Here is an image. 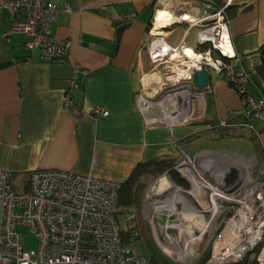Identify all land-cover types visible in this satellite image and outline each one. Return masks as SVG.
<instances>
[{"label": "crops", "instance_id": "1", "mask_svg": "<svg viewBox=\"0 0 264 264\" xmlns=\"http://www.w3.org/2000/svg\"><path fill=\"white\" fill-rule=\"evenodd\" d=\"M8 1L0 0V169L12 172L15 180L26 181L34 170H63L122 183L137 163L154 160L156 164L139 173L138 206L147 198L152 204L164 201L154 196L167 191L162 184L159 190L157 181L164 176L172 187L182 189L186 206L192 208L196 203L187 193L190 182L174 170L180 159L203 170L210 161L220 173L232 168L238 172L237 162L242 161L256 172L264 167V121L254 123L256 132L242 126L217 127L229 118L240 122L241 106L224 77L210 68L208 87L190 94L187 121L172 127L165 123L181 101L164 95L165 71L149 58L151 24L158 10L180 19L185 15L180 12L189 11L192 2L208 6L209 0H58L60 7L69 9L51 25L55 39L65 45L64 62L25 48L19 35L3 36L11 23ZM211 1L231 6L229 35L236 55L231 61L246 74L248 93L264 98V79L256 71L261 62L258 48L264 43V0ZM174 25L184 31L171 44ZM199 29L177 20L160 34L172 47L181 43L197 49ZM71 80L77 87L70 86ZM67 91L73 104H64ZM96 107L108 115L94 116L91 111ZM205 151L213 155L196 157ZM205 174L209 176V171ZM135 208L121 203L120 212L130 224H137ZM154 213V223L141 224L140 229L163 235L170 211L163 207ZM183 218V225L191 229L202 221L191 211Z\"/></svg>", "mask_w": 264, "mask_h": 264}, {"label": "built area", "instance_id": "2", "mask_svg": "<svg viewBox=\"0 0 264 264\" xmlns=\"http://www.w3.org/2000/svg\"><path fill=\"white\" fill-rule=\"evenodd\" d=\"M208 5L215 9L212 15L187 21L189 25L200 27L196 33L199 48H191L193 59L182 50L183 44L172 47L160 33L153 34L151 24L149 58L165 71L168 86L164 88V95L181 101L179 107L173 109V118L165 123L172 127L187 121L190 94L199 91L192 87L191 76L194 71L210 68L224 77L238 95L241 106L240 122L234 123L229 118L219 125L242 126L256 132L254 123L264 121V98L256 99L248 93L246 74L231 61L236 55L229 35L227 5H217L211 0ZM5 6L11 15L10 26L3 34L5 38L19 35L24 38L25 48L38 49L42 57L67 60L65 45L55 39L51 30L60 13L69 10L67 7H60L58 0H9ZM204 19L212 22L203 24ZM174 52L180 53L175 59L172 58ZM70 86L75 88L77 83L71 80ZM73 103L67 91L64 104ZM91 112L96 117L108 115L101 107ZM212 155L205 151L196 157ZM185 163L180 159L174 170L190 182L187 193L191 194L194 184L199 185L201 196L191 194L196 205L186 206L182 189L175 185L172 190L154 195L165 198L166 202L155 200L154 212L163 207L170 211V218L163 226L162 236L168 243L165 253L183 264L187 252L205 251L209 246L204 264L236 263L248 255L256 264H264V167L256 172L247 161L237 162L241 165L239 180L227 191L223 188L226 173L207 166L204 170L191 168ZM119 188L120 183L116 181L63 170H34L28 173L26 181L15 183L12 172L0 169V264H150L141 250L140 238H136L139 236L137 225L128 223L130 227L123 229L130 231L127 242L124 241L117 220ZM199 200H204L206 212H202ZM188 211L202 219L195 229L183 225V215ZM154 214L148 218L150 225L154 223ZM20 226L30 227L37 240L35 250L25 249ZM212 233L213 238L206 247L202 248L200 241L198 246L184 249L185 240ZM136 242L140 251L132 246Z\"/></svg>", "mask_w": 264, "mask_h": 264}, {"label": "rangeland", "instance_id": "3", "mask_svg": "<svg viewBox=\"0 0 264 264\" xmlns=\"http://www.w3.org/2000/svg\"><path fill=\"white\" fill-rule=\"evenodd\" d=\"M183 13H185V12H183ZM182 14H180V15H182ZM179 18H181V17H179ZM177 20H180V19H176V21ZM182 21H186V20H182ZM154 23H156V22L154 21ZM172 24L173 23H171V25ZM173 28L174 29L171 32V37H170V40H169L171 42V44H174L175 42H177L179 40L181 34L184 31V27L183 26L174 25ZM194 34H195V30H192L190 32V36L191 37L187 41V44H189L190 46H193ZM159 178H161V177H159ZM17 180L18 179L15 180V183L19 182V180L18 181ZM159 186H161L160 183H159ZM196 186L198 187L197 184H196ZM154 189H155V187H154ZM159 190H162V186H161V189H159ZM170 190H172V189H170ZM201 192L202 191H199L194 196L199 198L201 196ZM156 198H159V197H155V199ZM199 203H200V206L203 207L202 208L203 209L202 212L206 211L205 210L206 209V205L204 203V200H199ZM134 213H135V216H136V221H137L138 228L140 229V225L141 224L143 225L144 223H147L148 222V218L150 216L152 217V215L154 213V206L152 205V203H150V200L147 198L146 201L141 202L140 206H138V205L136 206ZM117 220H118L119 226L122 229L127 227L128 223H127L126 216H125L124 213H120L118 215V217H117ZM140 231H141V237H140L141 246L143 247V250H144L143 252L145 253L144 255L147 258H148L149 254H150V255H153L157 260H159L163 264H182L181 262H176V261L172 260L165 253V250H168L166 248V247H168V243H166V239H165L164 236L161 235L162 237L158 238L154 233H152L151 230L150 231H148V230L146 231L144 229L143 230L140 229ZM19 232L24 235V247H25V249L26 250H35L37 248V240H36V237L33 234H31L30 227H28V226H20L19 227ZM202 237H203V239L199 236L198 237L199 239L197 238L196 241H193L192 243L189 242L190 246L191 247L198 246V244L201 241L202 242V244H201L202 248L206 247L205 244L207 242H209V240L211 238H213V233H212V235L205 234ZM163 239L165 240V243L162 242ZM207 245H209V244L207 243ZM132 246L136 250L139 249L138 251H140V247H139L138 242L134 243ZM184 249H186L185 242H184ZM203 250L202 251L200 250V252H196V253L187 252V255L185 256V260H184L183 264H191V263L195 264V263H197L198 260H201V258L205 257V255L209 252V246L207 247V249L205 251H203ZM197 253H199V255ZM195 256H196V258H194ZM245 258L250 260V255L246 256Z\"/></svg>", "mask_w": 264, "mask_h": 264}, {"label": "trees", "instance_id": "4", "mask_svg": "<svg viewBox=\"0 0 264 264\" xmlns=\"http://www.w3.org/2000/svg\"><path fill=\"white\" fill-rule=\"evenodd\" d=\"M229 7H231V6L227 5L226 9H228ZM122 29H123V27H120L118 29V35L120 34ZM160 31L161 30L159 28L154 27L152 32L156 33V32H160ZM258 51H259V53L261 55V62L257 66L256 71L260 75V77L262 79H264V43H262L259 46ZM217 127L220 130H225L226 128H229V127L220 126L219 124L217 125ZM153 162H154V160L153 161H148V162H143V163H137L134 166V168L132 169L130 175L122 183H120V188L118 190V200H119L120 208H121V203L122 202L125 203V206L134 207V206L138 205V203L140 201V193H141L140 192V184H139V181H138L139 173L142 170H144V169H149ZM154 164H156V163L154 162ZM177 177H178V175H177ZM176 179H177V181L184 183L182 178H176ZM120 213H118V215ZM127 223H128V221H127ZM130 225H132V224H130ZM136 225L137 224H135L134 226H136ZM128 227H130V226L128 225ZM128 227H125V228L128 229ZM129 230H130V228H129ZM129 232L130 231L125 232L122 229V236L124 238V241H126V242H127V239L129 238V234H130ZM138 233H139V236L136 237L137 239L141 237L140 229H138ZM140 246H141V243H140ZM141 250H142V252L144 251L142 246H141ZM208 256H209V252L205 255V257L201 258V260H198L197 263H195V264H204V262L206 261ZM148 260L150 261V264H163L159 260H157L153 255H150V254L148 256ZM229 264H256V263L254 261H251V260H248V259L245 258V259H243L240 262L229 263Z\"/></svg>", "mask_w": 264, "mask_h": 264}, {"label": "bare ground", "instance_id": "5", "mask_svg": "<svg viewBox=\"0 0 264 264\" xmlns=\"http://www.w3.org/2000/svg\"><path fill=\"white\" fill-rule=\"evenodd\" d=\"M199 7H200V5L198 3L192 2L191 5L186 8V9H190V10L189 11H185V15L183 17H181L179 21H181V20L193 21V20L197 19V17H198L197 15L199 14V11H200ZM182 13L183 12H180V14H182ZM186 14L188 16H186ZM176 19H178V18L175 17L173 14H170L167 11H164V10H158L157 13L154 16V20L152 22V26H153V28L156 27V28H159V29L164 28V27H169L171 25V23H174L176 21ZM154 21L156 23H154ZM153 28L151 29V32L153 31ZM156 33H161V31L160 32H156ZM156 33H153V34H156ZM182 50L186 53V55H188L187 57H190L192 59L195 57L194 51L191 48H189L187 46H183ZM179 54L180 53H178V52H174L172 54V58L173 59L177 58L179 56ZM207 163H208L207 166H209V167L215 166L210 161L207 162ZM227 172H229V171H224V173H227ZM157 181L165 187L163 190L169 191L172 188L171 184L164 178V176L159 178ZM200 190H201L200 188H198L196 186H193L192 192H193V194H195V192L197 194ZM199 236L203 239L202 236H204V234L203 235L200 234ZM197 238L198 237H196V238H192L191 237V238L185 240L186 249L190 246V243H192L193 241H196ZM223 264H225V263H223Z\"/></svg>", "mask_w": 264, "mask_h": 264}, {"label": "water", "instance_id": "6", "mask_svg": "<svg viewBox=\"0 0 264 264\" xmlns=\"http://www.w3.org/2000/svg\"><path fill=\"white\" fill-rule=\"evenodd\" d=\"M199 5L201 12L197 15L198 16L197 19H201L206 16L212 15L215 11V9L210 5L207 6L204 3H199ZM211 22H212L211 19H204L202 21L203 24H208ZM209 82H210V75L208 70L205 68L202 70L194 71V73L191 76V85L194 89L196 88L202 90L208 87ZM186 85H189V83L187 82ZM237 180H239L237 170L234 168L230 169V172L224 181L225 184V186L223 187L224 190L229 191L233 187L234 182H236ZM219 264H223V263H219Z\"/></svg>", "mask_w": 264, "mask_h": 264}]
</instances>
